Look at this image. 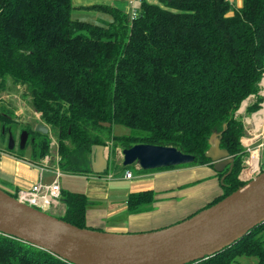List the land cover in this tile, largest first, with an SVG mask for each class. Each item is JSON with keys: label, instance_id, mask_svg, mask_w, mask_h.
<instances>
[{"label": "trees", "instance_id": "trees-1", "mask_svg": "<svg viewBox=\"0 0 264 264\" xmlns=\"http://www.w3.org/2000/svg\"><path fill=\"white\" fill-rule=\"evenodd\" d=\"M242 1L233 10L231 0H142L128 27L120 11L106 5L85 7L113 19L92 24L72 17L73 0H0V92L9 78L27 87L33 108L58 138L64 173H91L93 146L108 143L114 150L138 144L175 147L195 158L180 167H213L206 153L219 126L221 147L234 157V166L223 182L229 168L217 173L222 194L208 208L246 184L239 179L248 156L241 141L245 126L236 115L251 96L256 101L249 114L264 102V0ZM4 115L0 121L8 133L2 139L12 135V122ZM116 125L131 133L113 135ZM24 130L32 159L42 161L50 136ZM155 201L153 190L132 193L127 208L141 213ZM61 202L66 209L58 218L104 231L87 225L86 195L63 191ZM241 257L264 264V224L192 264H232ZM0 264L71 263L0 234Z\"/></svg>", "mask_w": 264, "mask_h": 264}, {"label": "water", "instance_id": "water-1", "mask_svg": "<svg viewBox=\"0 0 264 264\" xmlns=\"http://www.w3.org/2000/svg\"><path fill=\"white\" fill-rule=\"evenodd\" d=\"M110 127L111 124H101ZM35 131L49 134L44 124ZM28 133L21 136V148ZM15 144L10 136V144ZM206 157L217 173L231 174L234 158L221 147L216 132ZM105 146H93L103 153ZM125 167L138 164L146 171L188 165L194 156L175 147L138 144L122 150ZM104 170L108 163L104 162ZM101 170L99 172H103ZM264 224V170L220 202L171 226L149 232L115 233L79 228L39 210L0 187V234L40 248L71 264H192L224 251Z\"/></svg>", "mask_w": 264, "mask_h": 264}, {"label": "crops", "instance_id": "crops-1", "mask_svg": "<svg viewBox=\"0 0 264 264\" xmlns=\"http://www.w3.org/2000/svg\"><path fill=\"white\" fill-rule=\"evenodd\" d=\"M238 1L243 3L242 0ZM242 6L239 4L238 8ZM105 148L103 153H91V173L74 176L61 171L58 179L61 192L88 197L91 205L87 209V225L90 227L115 233H137L149 227L165 228L201 211L222 194L217 172L209 165L142 172L136 164L137 173H132V178H126V174L114 177L111 173L107 174L109 169L104 170V162L109 166L108 149ZM118 149L123 150L120 147ZM60 160L58 156L57 163ZM117 161L124 166L122 151ZM57 168L58 164L45 169L44 164L35 163L30 158H17L16 154H8L7 150L0 148V187L16 198L21 189H28L39 181L41 169L46 171L44 182L51 183L56 178ZM101 170L104 171L99 172ZM110 175L112 178H109ZM148 190L155 191L156 201L141 213L129 212V195ZM52 208L59 213H51L56 217L63 216L66 209L61 200Z\"/></svg>", "mask_w": 264, "mask_h": 264}, {"label": "rangeland", "instance_id": "rangeland-1", "mask_svg": "<svg viewBox=\"0 0 264 264\" xmlns=\"http://www.w3.org/2000/svg\"><path fill=\"white\" fill-rule=\"evenodd\" d=\"M129 1L130 0H73V12H72V17L76 20L87 22V23H92V24H102L104 21H112V16L104 14L103 12L100 11H94V10H88L85 7H90L93 5H106L109 7L115 8L117 11H120L119 17L122 19L125 25L128 27L131 26V20L130 16L131 14L129 13ZM136 1V9L139 12V5L142 0H135ZM148 2L149 4H159V0H144ZM233 4V10L239 9L238 5L243 3L239 2L238 0H231ZM233 14V12H231ZM118 23V22H117ZM261 96L264 97V78L261 82ZM31 95L27 89L26 86L16 84L11 78L8 79L6 89L2 92H0V115L5 114L6 119H8L9 122H12L11 126V132L12 136L14 138V141H16L20 134V131L24 130V128H28L32 131H35V128L39 124H44L49 128V135L51 138V144L49 148V163L48 166L53 168L54 165L58 164L59 168L60 164L57 163V157H60L59 154V145H58V138L55 134V132L52 130L51 126L43 123L42 121V114L36 112V110L33 108L32 101H31ZM256 101L255 96H251L248 98L243 104L241 109L237 112V119L242 120L245 126V131H244V136L250 141L253 138H257L259 134H264V127L260 128L259 131L255 132L253 130L252 125H248V120L251 122V118L254 114H257L258 112L254 114H249L247 113V108L252 105ZM244 105V106H243ZM262 106H264V102L262 103ZM263 110V108H262ZM264 114V112H263ZM5 132L8 133L7 129L2 127V123L0 121V148H3L4 150H7V140L8 136L5 139H2V134ZM220 132V127L218 126L216 129V133L219 134ZM6 133V134H7ZM131 133V129L127 128L122 125H116L113 127L112 134L117 135V136H122V135H129ZM254 133L256 134L254 136ZM264 141V140H263ZM262 142L261 138H257L254 145L258 146ZM107 147V153L109 155V166H108V171L107 174L111 173L114 177H121L126 174V170H130L133 174H136L137 171L135 170L136 164H133L131 166H122L119 164V161H117V156L120 154L121 151H117V149H113L112 143H108ZM8 151V150H7ZM109 151V152H108ZM15 154H21V157L25 158H30L32 159V151L30 144H27L26 146L22 149V151L14 150ZM117 153H119L117 155ZM249 157V156H248ZM248 157H245L248 159ZM234 158V157H233ZM33 162L38 163V164H43V161L35 159ZM261 162L264 163V148L262 149L261 152ZM184 166V165H182ZM180 167V166H179ZM63 171V170H62ZM142 172H147L146 170L141 169ZM67 173V172H65ZM70 175L78 176V174H71L67 173ZM49 209V213H54L57 214L58 211L56 209ZM59 214V213H58ZM60 217V216H57ZM150 229L152 231L156 230L157 228H144L142 231L139 232H149ZM136 233V232H134ZM262 234V233H261ZM258 258L256 257H241L237 258V261L232 263V264H258Z\"/></svg>", "mask_w": 264, "mask_h": 264}, {"label": "built area", "instance_id": "built-area-1", "mask_svg": "<svg viewBox=\"0 0 264 264\" xmlns=\"http://www.w3.org/2000/svg\"><path fill=\"white\" fill-rule=\"evenodd\" d=\"M129 4V13L131 14L130 20L133 22L138 17L139 12L136 9L135 0H130ZM262 108L263 110L261 109L260 112L252 116L251 122H249V120L247 122L248 125L253 126V130L255 132L264 127V106H262ZM255 135L256 134L254 133V136ZM257 138H261L262 142L258 146H255L254 143ZM257 138H253L249 141L244 136L241 140L249 156H247L248 159H246L247 161H245L244 168L239 177V179L244 183H248L249 181L253 180L264 170V163L261 162V152L264 148V134H259ZM254 153H256L257 157L256 162H253ZM49 161V156H46V158L43 160L45 169H48ZM45 169H41L40 178L37 183L28 189H21L18 192L17 199L22 203L47 212L55 203L61 200V188L58 183L61 170L57 168L55 170V180H53L51 183H46L44 182V173L46 172ZM132 176V172L127 171L126 178H132ZM109 178H112V176L110 175Z\"/></svg>", "mask_w": 264, "mask_h": 264}, {"label": "flooded vegetation", "instance_id": "flooded-vegetation-1", "mask_svg": "<svg viewBox=\"0 0 264 264\" xmlns=\"http://www.w3.org/2000/svg\"><path fill=\"white\" fill-rule=\"evenodd\" d=\"M24 131H25V130L20 131V134H19L18 138H16L17 140L15 141V144H13V143L10 144V136H11V135L8 136L7 145H6V146H7V150H11L12 152H14V150H17V149H18V151H22V149H23L25 146H26V148H27V144L30 142V136H29V134H28L27 141H26L24 147L21 148V136H22V133H23ZM27 133H28V132H27Z\"/></svg>", "mask_w": 264, "mask_h": 264}, {"label": "bare ground", "instance_id": "bare-ground-1", "mask_svg": "<svg viewBox=\"0 0 264 264\" xmlns=\"http://www.w3.org/2000/svg\"><path fill=\"white\" fill-rule=\"evenodd\" d=\"M244 106V105H243ZM257 161V157H256V153H254V158H253V162Z\"/></svg>", "mask_w": 264, "mask_h": 264}]
</instances>
